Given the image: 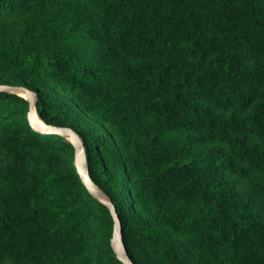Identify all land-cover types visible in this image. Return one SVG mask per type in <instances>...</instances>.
I'll return each mask as SVG.
<instances>
[{"label":"trees","instance_id":"16d2710c","mask_svg":"<svg viewBox=\"0 0 264 264\" xmlns=\"http://www.w3.org/2000/svg\"><path fill=\"white\" fill-rule=\"evenodd\" d=\"M0 85L82 137L135 264H264V0H0ZM29 108L0 93V264H123Z\"/></svg>","mask_w":264,"mask_h":264},{"label":"water","instance_id":"95a60500","mask_svg":"<svg viewBox=\"0 0 264 264\" xmlns=\"http://www.w3.org/2000/svg\"><path fill=\"white\" fill-rule=\"evenodd\" d=\"M0 93L17 94L25 98L30 105L28 120L31 127L40 134H54L66 138L75 148V167L79 176L89 193L100 203L106 206L113 218L114 229L111 239V246L117 258L123 264H135L128 254L124 242L122 222L119 217L116 205L111 197L92 179L88 162L84 140L70 127H60L46 123L37 111L39 97L35 91L24 86L0 85Z\"/></svg>","mask_w":264,"mask_h":264}]
</instances>
